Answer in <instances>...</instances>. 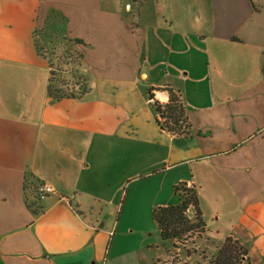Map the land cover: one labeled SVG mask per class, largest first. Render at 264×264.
Instances as JSON below:
<instances>
[{
	"label": "crops",
	"instance_id": "1",
	"mask_svg": "<svg viewBox=\"0 0 264 264\" xmlns=\"http://www.w3.org/2000/svg\"><path fill=\"white\" fill-rule=\"evenodd\" d=\"M142 2L0 0V264H97L145 188L153 212L181 184L199 197L202 248L233 237L264 264V0ZM38 31L80 42L86 97L51 99ZM167 88L189 138L157 123L147 91L166 104ZM40 183L55 194L35 209ZM120 246L107 264H162Z\"/></svg>",
	"mask_w": 264,
	"mask_h": 264
},
{
	"label": "trees",
	"instance_id": "2",
	"mask_svg": "<svg viewBox=\"0 0 264 264\" xmlns=\"http://www.w3.org/2000/svg\"><path fill=\"white\" fill-rule=\"evenodd\" d=\"M41 33L49 35V32L35 33V43L38 52L48 61L51 68L48 86L51 99L61 102L65 99L81 100L86 97L90 89L80 72L82 55L76 49L80 42L62 37L59 44L47 43L39 39L38 35ZM165 90L169 92V102L166 104L156 102L154 106L158 125L172 135L191 137V123L182 94L172 88ZM147 96L149 100H154L153 90H148ZM176 195L178 204L153 211V218L163 242H176L187 234L204 230L199 212V197L195 189L189 188L187 184H181L176 189ZM33 197V207L38 209V197L37 195ZM192 207L196 210L195 221L189 219L187 215ZM210 264H251V258L248 249L239 240L229 237L212 257Z\"/></svg>",
	"mask_w": 264,
	"mask_h": 264
},
{
	"label": "rangeland",
	"instance_id": "3",
	"mask_svg": "<svg viewBox=\"0 0 264 264\" xmlns=\"http://www.w3.org/2000/svg\"><path fill=\"white\" fill-rule=\"evenodd\" d=\"M106 2V0H104ZM190 0H187L189 2ZM124 5L130 4L134 10H137L140 5L143 4L142 0H123ZM125 11L127 10L125 6ZM36 12V9H35ZM32 10H28L27 14L35 13ZM39 39L44 40L47 43H56L59 44L62 40L59 37L49 36L47 34H39ZM144 187L148 186L147 182H144ZM143 187V188H144ZM147 188L144 189V193L140 198V204L138 207L133 208L131 207V200L128 197L127 202L124 207L123 214H130L132 211V215L134 219L132 220L130 226L122 222L120 228L118 230H114V232L109 236L108 242L106 243L102 256L97 264H107L108 262L111 263L112 260L115 258L117 250L121 248V252H130L134 249L139 247L151 246L155 254H159L157 262H161L162 264H210L212 256L208 253H214L216 255L218 249L222 246V244L218 240H212L207 247H201L198 239L201 237V230L194 231L190 234H187L183 237L182 240L176 242H163L161 238L160 230L157 226L153 218V212L150 210L149 207L147 208V203L151 201V196L146 191ZM146 191V192H145ZM178 200V199H177ZM192 212H195V208H191ZM154 211V210H153ZM187 215L193 216V213L187 212ZM118 213H108L106 215L107 220V228L106 230L111 231L113 224L116 222V219L119 217ZM196 213L193 216L192 221H195ZM103 222V221H102ZM99 225L97 224L98 231ZM222 231L225 230L223 227ZM123 243V244H121ZM168 243V244H167ZM247 248L250 250V244L246 245ZM254 257L256 258V253L250 250ZM208 252V253H207ZM256 261V259H254ZM135 264V261L133 262ZM131 261L128 264H133Z\"/></svg>",
	"mask_w": 264,
	"mask_h": 264
},
{
	"label": "built area",
	"instance_id": "4",
	"mask_svg": "<svg viewBox=\"0 0 264 264\" xmlns=\"http://www.w3.org/2000/svg\"><path fill=\"white\" fill-rule=\"evenodd\" d=\"M53 194H55V190L53 189V187L46 183H40L36 188V195L39 200Z\"/></svg>",
	"mask_w": 264,
	"mask_h": 264
},
{
	"label": "water",
	"instance_id": "5",
	"mask_svg": "<svg viewBox=\"0 0 264 264\" xmlns=\"http://www.w3.org/2000/svg\"><path fill=\"white\" fill-rule=\"evenodd\" d=\"M150 105L154 107L156 105V102L154 100L151 101Z\"/></svg>",
	"mask_w": 264,
	"mask_h": 264
}]
</instances>
